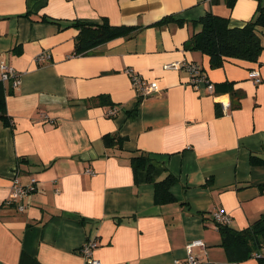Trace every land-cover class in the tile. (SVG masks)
<instances>
[{"label":"crops","instance_id":"1","mask_svg":"<svg viewBox=\"0 0 264 264\" xmlns=\"http://www.w3.org/2000/svg\"><path fill=\"white\" fill-rule=\"evenodd\" d=\"M258 8L259 0H0V71L5 62L21 79L5 82L11 124L0 119V264H19L22 253L87 264L80 248L89 240L102 264H177L190 252L199 264H261L230 258L211 213L225 209L237 229L264 215V161H252L264 158V80L249 75L264 77V49L258 60L212 66L187 45L206 12L238 26ZM105 18L132 28L75 54L73 21ZM42 51L51 58L37 61ZM176 60L198 63L215 91L165 67ZM128 67L158 90L139 96ZM224 82L231 90H220ZM223 95L233 104L218 113ZM135 154L145 167L135 170ZM168 173L174 199L156 202L154 180ZM15 177L37 179L23 210L5 202Z\"/></svg>","mask_w":264,"mask_h":264},{"label":"trees","instance_id":"2","mask_svg":"<svg viewBox=\"0 0 264 264\" xmlns=\"http://www.w3.org/2000/svg\"><path fill=\"white\" fill-rule=\"evenodd\" d=\"M232 5L235 0H227ZM198 22L200 28L193 33L187 45L202 49L210 57L212 66H219L227 57H238L250 60H258L261 51L264 49V40L258 30L264 26V3L259 0L257 15L242 25L231 26L229 19L225 16L215 14L211 11L202 15ZM79 29L76 37L75 54L87 52L94 45L103 40L129 31L132 26L115 25L107 18L101 22L75 20L73 21ZM13 84V83H12ZM222 92L231 90L228 83H222ZM7 88L5 82L0 79V119L7 125L11 124V117L7 112ZM233 104V102H231ZM220 106L217 108L220 112ZM116 138V137H115ZM135 170L140 166H146L147 157L142 154H135L131 158ZM264 161L258 155H252V161ZM152 165L147 166L148 178L152 179ZM176 176L168 173L162 179H155V201L165 202L174 199L171 185L175 182ZM222 235V244L225 246L232 260L243 259L254 256L264 245V215L258 218L249 226L237 229L231 224H219ZM261 264H264V255L255 256ZM19 264H43L37 258L22 253Z\"/></svg>","mask_w":264,"mask_h":264},{"label":"built area","instance_id":"3","mask_svg":"<svg viewBox=\"0 0 264 264\" xmlns=\"http://www.w3.org/2000/svg\"><path fill=\"white\" fill-rule=\"evenodd\" d=\"M51 58V54L46 51L40 52L36 59L39 62L48 60ZM166 68H184L189 72V83L194 86H198L200 82H205L208 89L211 91H215V83L209 80L207 73L203 70V68L196 62L193 61H185V60H176L171 61L165 64ZM127 72L131 77V82L133 88L136 90L139 96H144L152 91L158 90L157 81L151 80L148 81L143 78L138 72H136L133 68L128 67ZM250 77H252L256 82H261L264 80V77L261 75L259 69L252 68L249 71ZM0 79L4 82L12 81L13 85H17L20 83L21 79L19 74L17 73L14 66L7 64L5 62L1 63V71H0ZM220 106L223 110H226L231 106V101L227 95H223L219 98ZM116 109H112L109 111V114H114ZM44 116V115H43ZM89 172H94L93 170L88 169ZM37 179L32 177L28 183H22L18 177L14 178L12 190L6 199L7 204H16L19 210H23L26 207V204L22 202L23 198L26 197L30 192H32L36 188ZM212 218L216 222L217 226L219 224H231L232 215L223 208H217L212 211ZM202 240L197 239L194 240L191 244H201ZM98 245L96 240H89L85 244H83L80 248V252L83 256H85L87 260V264H102L97 258L93 257V249ZM254 256H262L264 255V245L260 250L256 251ZM200 258L195 255V253L190 252L185 259H178L177 264H199Z\"/></svg>","mask_w":264,"mask_h":264}]
</instances>
